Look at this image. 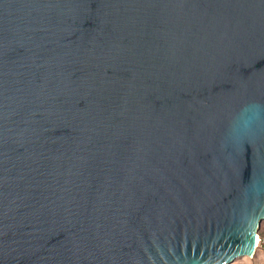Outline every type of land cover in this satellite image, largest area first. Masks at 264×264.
I'll return each instance as SVG.
<instances>
[{"label": "water", "instance_id": "water-1", "mask_svg": "<svg viewBox=\"0 0 264 264\" xmlns=\"http://www.w3.org/2000/svg\"><path fill=\"white\" fill-rule=\"evenodd\" d=\"M264 219V0H0V264H227Z\"/></svg>", "mask_w": 264, "mask_h": 264}, {"label": "rangeland", "instance_id": "rangeland-1", "mask_svg": "<svg viewBox=\"0 0 264 264\" xmlns=\"http://www.w3.org/2000/svg\"><path fill=\"white\" fill-rule=\"evenodd\" d=\"M259 241L253 256H237L227 264H264V219L258 229Z\"/></svg>", "mask_w": 264, "mask_h": 264}, {"label": "bare ground", "instance_id": "bare-ground-1", "mask_svg": "<svg viewBox=\"0 0 264 264\" xmlns=\"http://www.w3.org/2000/svg\"><path fill=\"white\" fill-rule=\"evenodd\" d=\"M259 239V237H257V240Z\"/></svg>", "mask_w": 264, "mask_h": 264}]
</instances>
